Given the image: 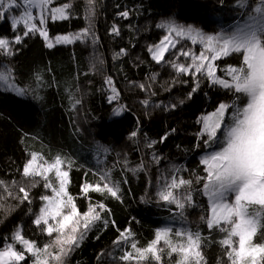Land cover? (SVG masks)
Instances as JSON below:
<instances>
[{
	"label": "trees",
	"instance_id": "1",
	"mask_svg": "<svg viewBox=\"0 0 264 264\" xmlns=\"http://www.w3.org/2000/svg\"><path fill=\"white\" fill-rule=\"evenodd\" d=\"M65 3L72 6L68 9L70 18L54 22L49 19V36L55 40L57 35L91 27L97 38L95 43L77 41L48 49L39 35H35L15 45L14 55H0L3 66L0 71L11 67L17 85L34 88L37 75L43 80L38 90L39 99L31 92L21 98L0 88V180L9 184L15 180L29 187L32 200L31 204L25 201L18 207H14L17 200L0 201V246L5 238L12 242L11 235L17 227H22L25 238L37 241L41 248L51 239L32 221L42 206L40 197L52 193L43 187L44 181L40 178H35L38 183L32 188L21 175L30 154L37 152L48 160L60 154L73 161L68 191L80 212L87 211L89 205L80 188L85 182L96 183L97 174L110 170L114 180L128 181L121 184L123 203L89 192L92 203L103 200L111 210V215L103 214L108 225L96 222L80 247L66 258V264H123L118 256L124 249L132 250L127 244L114 246L119 232L113 227V221L121 230L131 228L138 247L146 246L154 239L155 231L162 227L198 230L204 237L207 264H218L221 260L227 264L218 243L223 233L210 231L201 220V216L207 215L206 197L194 193L196 206L187 207L183 216L175 205L161 206L155 201L158 180L163 182L175 168L181 169L178 175L186 179L192 178L191 173L197 170L204 175L199 164L203 146L196 147V133L200 129L197 119L214 110L219 102L229 100L230 93L211 87L202 79L200 90L192 100H187L193 86L191 78L182 76L179 79L187 83L174 82L176 73L171 64H157L148 49L167 34L156 25L168 19H175L179 24H194L208 33L219 31L221 26L227 28L239 19L236 0H95L94 15L90 19L85 18L87 0H54L50 7ZM249 3L255 6L258 0H249ZM124 10L129 11L128 19L118 15ZM114 24L119 28V36L109 34ZM12 36L9 23L0 20V37ZM181 42L183 45L165 54V61L175 60L173 53L178 55L177 49H185V44L190 46L187 40ZM121 48L127 50L126 55H118ZM177 62L188 61L180 56ZM216 63L220 67L217 75L223 77V68L227 64H238L239 58L233 55ZM153 74H156L155 80L151 79ZM107 77L112 78L120 93L119 102L127 108L118 117L112 111L115 101L108 102L112 93L105 84ZM140 84H144L147 91H141ZM153 92L155 95H151ZM144 99L150 101L147 108L141 104ZM181 99H185L183 105L179 103ZM77 100L79 104L75 103ZM172 104L177 105L174 110H165L164 106ZM171 129L176 131L171 132ZM133 130H138V136L130 140ZM166 133L168 138L160 143ZM146 138L157 141L152 149L145 147ZM153 152L161 158L159 164L152 160ZM141 161L145 164L144 171L127 170ZM50 176L55 182L54 173ZM13 191L18 192V188ZM141 197H151L153 202L142 204ZM167 251L165 248L161 254V264H171L177 258L175 254L169 258ZM27 264H32V257ZM141 264L156 262L150 259Z\"/></svg>",
	"mask_w": 264,
	"mask_h": 264
},
{
	"label": "snow or ice",
	"instance_id": "2",
	"mask_svg": "<svg viewBox=\"0 0 264 264\" xmlns=\"http://www.w3.org/2000/svg\"><path fill=\"white\" fill-rule=\"evenodd\" d=\"M53 3L54 0H0V20L8 22L13 31L11 38L0 37V55H14L17 50L15 45H21L26 38L35 35H39L48 49L57 44L77 41L96 42L91 27L57 35L53 40L47 30L48 20L54 22L69 19L71 13L68 9L72 7L69 3L50 7ZM87 5L88 15L85 18L90 19L94 15L95 0H87ZM235 7L239 19L227 28L221 26L214 33H208L194 24H179L175 19L156 25L167 34L158 44L149 46L148 51L157 64H171L176 73L174 82L187 83L179 79L182 76L191 78L193 86L186 99H193L200 90L202 79L211 87L230 93V99L219 102L214 110L201 114L197 119L200 129L196 133V147L203 146L204 155L200 157L199 164L204 175H200L197 170L191 173L192 178L186 179L178 175L181 169L175 168L163 182L158 180L155 202L161 206L175 205L179 215L183 216L187 207L196 206L194 193L203 195L208 203L207 215L201 216V220L206 222L210 231L223 233L218 243L227 258V264H264V0H258L255 6L249 0H236ZM118 15L128 19L129 11H121ZM109 34L119 36V28L114 24ZM172 34L190 40L193 45L199 43V53L180 49L178 55L173 53L175 60L165 61V54L170 48L176 47V41L170 39ZM126 54L124 48L118 53ZM233 55L239 58V63L227 64L223 68L225 75H217L220 67L216 62ZM180 56L188 62H177ZM35 79L37 83L34 88L21 87L15 82L13 69L4 68L0 71V88L21 98L31 92L34 98L39 99L38 90L43 80L39 75ZM151 79L155 80L156 74ZM105 84L112 93L108 96L109 104L115 101L113 115L118 117L127 108L119 102L120 93L111 77L105 79ZM138 87L141 91H147L144 84ZM75 103L79 104L80 101ZM179 103L183 105L185 99ZM141 104L147 108L150 101L144 99ZM164 107L165 110H174L177 105ZM175 131L171 129V132ZM137 136L138 130H133L129 139L133 140ZM167 138L166 133L159 142L163 143ZM156 143V140L145 139V147L148 149H152ZM160 159L155 152L152 153L155 163L159 164ZM72 165L70 158L60 154L51 160L41 153L30 154L23 165L22 177L32 188L38 183L35 178H40L44 181L43 187L52 193L40 197L42 206L32 222L43 235L51 239L41 248L37 241L25 238L22 227H17L11 235L12 242L5 238L0 246V264H27L29 257H32V264H66V258L75 248L80 247L96 222L102 221L107 227L108 221L103 214L111 215V210L103 200L92 203L88 194L96 192L102 197H111L123 203L121 184L128 181L114 180L110 170L97 174L99 178L96 183L85 182L80 188L81 194L89 200L87 211L80 212L75 198L68 191ZM127 170L133 173L144 171L145 164L141 161L135 168ZM52 173L55 182L50 176ZM16 188L18 192L13 191ZM0 190V201L8 198L17 200L18 204L14 207L25 201L29 204L32 202L30 188L15 180L10 184L0 180ZM140 202L147 205L153 201L151 197H141ZM112 223L119 232L113 241L114 246L127 244L132 250L124 249L123 254L118 256L123 264H131L133 261L141 264L150 262V259L161 264V254L165 248L169 258L173 254L177 257L171 264H207L203 252L204 237L198 230L162 227L155 231L154 239L146 246L138 247L131 228L121 230L115 221ZM16 245L20 246L19 249ZM218 264H224V261H218Z\"/></svg>",
	"mask_w": 264,
	"mask_h": 264
},
{
	"label": "rangeland",
	"instance_id": "3",
	"mask_svg": "<svg viewBox=\"0 0 264 264\" xmlns=\"http://www.w3.org/2000/svg\"><path fill=\"white\" fill-rule=\"evenodd\" d=\"M36 23H38V20L36 21ZM21 31H22V29H21ZM170 39L176 41V47H175V48L179 47L180 45H183L181 41H185V40H186V39H182V38L176 37L175 34H172V36L170 37ZM187 41L190 42V46L188 47L187 44H185V46H186L185 49L181 47V48L177 49V50H178L177 53H179V50H180V49H183V50H191V51H193V52H195V53L198 54L199 51H200V48H201V46L199 45V43L193 45V44L191 43L190 40H187ZM172 49H173V48H170V50H172ZM170 50H169V51H170ZM169 51H168V52H169ZM150 55H151V54H150ZM181 57H183V56H181ZM203 155H204V151H202L201 156H203ZM54 235H55V234H54Z\"/></svg>",
	"mask_w": 264,
	"mask_h": 264
}]
</instances>
